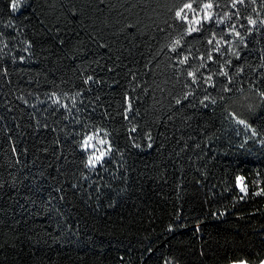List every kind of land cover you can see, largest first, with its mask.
Returning <instances> with one entry per match:
<instances>
[{
    "label": "trees",
    "instance_id": "trees-1",
    "mask_svg": "<svg viewBox=\"0 0 264 264\" xmlns=\"http://www.w3.org/2000/svg\"><path fill=\"white\" fill-rule=\"evenodd\" d=\"M15 1L0 0V264L260 263L264 196L252 193L264 187V27L249 32L247 17L264 19L261 0L215 29L241 58L213 53L200 69L230 59L231 84L214 75L216 87L192 88L167 47L180 0H22L16 11ZM219 4L221 16L234 11ZM232 23L247 47L227 35ZM210 35L184 37L191 65L207 59ZM205 95L216 103L203 107ZM233 113L256 142L229 131ZM98 130L113 151L92 169L95 149L81 144Z\"/></svg>",
    "mask_w": 264,
    "mask_h": 264
},
{
    "label": "snow or ice",
    "instance_id": "snow-or-ice-1",
    "mask_svg": "<svg viewBox=\"0 0 264 264\" xmlns=\"http://www.w3.org/2000/svg\"><path fill=\"white\" fill-rule=\"evenodd\" d=\"M248 2L255 4L256 0H248ZM261 3L264 4V0H261ZM238 5L245 6L246 0H230L229 7L234 11L225 12L222 16L218 12L214 11V9H218L220 7L219 0H180V2L173 6L174 10L170 9V11H173V15L171 17L172 24L169 25V28L178 29L179 35L174 37L167 47L169 52L175 54L174 66L182 69L184 72H186L187 77L190 78V83L186 84V87H199L201 83L207 84L209 87H216V84L213 80L214 75L225 77L227 80V84H231L232 77L227 70L232 66V60L230 59L225 60L224 63L220 65L219 71L216 73H210L207 76H204L202 73H200V69L207 68L208 61H214L215 58L213 56V53H217L220 56H225L230 53L237 60L241 58V52L237 48L233 47V41L224 39L223 31L221 32V35L217 36L215 30L217 27H219V25L224 24L225 21L232 20L233 17H236L237 19L240 18ZM11 6L13 9H15L18 5L16 3H13ZM253 11H255V9H253ZM247 23L248 25L252 26V28L248 29L249 32H251L253 29L259 31L260 29L257 27L258 23L260 26L264 27V19L258 20L253 19L251 16H248ZM129 27L133 26L129 25ZM241 27L245 26L241 25ZM204 32L211 33V35L207 38V44L211 45L212 47L209 50L206 60L203 55L195 58L201 61L199 67H195L190 63L191 60L194 59L192 57L191 50L188 49L187 54H185L184 51H181V49L184 48V44L182 43V41L184 37L192 36L194 33L200 34ZM227 35L238 38L240 44H244V46L247 47L244 41V37L241 35L240 31L237 30V26L235 23H232L227 27ZM21 59L23 60V57H21ZM239 70L243 71L242 68ZM198 73L200 74L198 75ZM92 79V77H88L85 83L91 81ZM227 84L224 88L225 92L231 91V89L227 87ZM192 95H194V90L185 93L183 99L187 100L188 97ZM260 95L261 97H264V92L260 93ZM125 99L127 102V108L124 112V117L125 119H128V113L133 111L132 105L134 103V98L126 96ZM206 101H210V103L212 104L216 103V100L212 99L210 95H205L204 98L200 101V104L205 108L208 107V103H206ZM56 102L58 103V101ZM175 103L179 105L181 104V100L176 99ZM232 115L233 119H236L237 123L243 125L246 129H251V137H256L258 135L256 130L252 129L251 125L248 124L245 120L239 119L234 113ZM129 131L134 133L136 132V128L132 127ZM101 132L103 133V135H101ZM107 136L108 133L106 131L98 130L93 134L87 135L86 138L82 141L81 147L84 152H89L90 149H95V151H92L88 155L86 167L92 169H95L97 165L103 167L105 158L110 156L113 151L111 143L107 140ZM251 137L249 138L251 139ZM129 138L132 140L134 147H141L140 144L135 143L134 137ZM94 139L97 141V144L105 147L103 149L97 148L95 144L91 143ZM148 139L151 140L150 135ZM260 143L264 144V140H261ZM152 147V143L147 144V148L151 149ZM245 179L246 178L243 175H237L235 177V186L239 189V199L241 201L249 198L248 185L245 183ZM254 183L256 184L258 190L254 191L252 195L264 196V187H259L258 182ZM240 264H245V262L241 261Z\"/></svg>",
    "mask_w": 264,
    "mask_h": 264
},
{
    "label": "rangeland",
    "instance_id": "rangeland-1",
    "mask_svg": "<svg viewBox=\"0 0 264 264\" xmlns=\"http://www.w3.org/2000/svg\"><path fill=\"white\" fill-rule=\"evenodd\" d=\"M14 3H16L18 5L15 9H13L15 11L23 6V1L22 0H16ZM253 103H254V101H249V100L245 101L244 100L239 105H240L241 109L246 110V109L251 108ZM236 117H238L239 119H243L242 117H240L237 114H236ZM243 120H245V119H243ZM230 122H231V126L229 128V131L232 132V134H234L235 136H238V137H240V138H242L244 140H248V141H251V142H256L258 140L257 136L256 137H251V129H246L243 125L237 123L236 119H233V115H231ZM249 137H251V139ZM230 264H240V262H235V263H230ZM245 264H247V263L245 262ZM258 264H264V259Z\"/></svg>",
    "mask_w": 264,
    "mask_h": 264
}]
</instances>
